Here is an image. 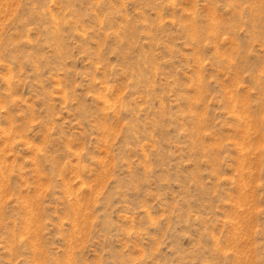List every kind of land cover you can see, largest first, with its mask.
<instances>
[{"label": "rangeland", "instance_id": "1", "mask_svg": "<svg viewBox=\"0 0 264 264\" xmlns=\"http://www.w3.org/2000/svg\"><path fill=\"white\" fill-rule=\"evenodd\" d=\"M0 264H264V0H0Z\"/></svg>", "mask_w": 264, "mask_h": 264}]
</instances>
